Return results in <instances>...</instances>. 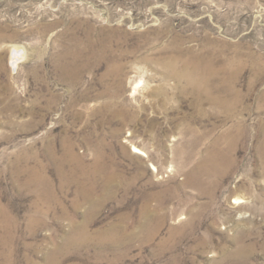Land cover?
Returning a JSON list of instances; mask_svg holds the SVG:
<instances>
[{"label":"rangeland","instance_id":"1","mask_svg":"<svg viewBox=\"0 0 264 264\" xmlns=\"http://www.w3.org/2000/svg\"><path fill=\"white\" fill-rule=\"evenodd\" d=\"M0 264H264V0H0Z\"/></svg>","mask_w":264,"mask_h":264},{"label":"bare ground","instance_id":"2","mask_svg":"<svg viewBox=\"0 0 264 264\" xmlns=\"http://www.w3.org/2000/svg\"><path fill=\"white\" fill-rule=\"evenodd\" d=\"M11 48L13 49V51H18L17 50V48L16 47H14L13 48V46H11ZM18 59V57L15 59V60H17ZM15 63V62H14ZM188 75V74H187ZM190 82H192L194 85H195V87L197 88V89H199V90H201V89H203L202 88V85H201V79L199 80V82H198V80H197V78H193L191 75L190 76H187L186 77ZM185 78V79H186ZM204 99V97H203V95L200 97V99ZM202 99V100H203ZM211 99H216V98H213V97H211ZM222 103V102H221ZM134 151L136 152V153H140V154H144V155H146V152L144 151V150H142V149H140V148H138V147H135L134 148ZM154 169L155 170H157V167H155L154 166ZM99 170L97 169V171L96 172H98ZM38 178L40 177V176H42V175H36ZM105 177L108 179V181H110V182H112L113 180L112 179H115V177H114V173H112V172H110V173H107L106 175H105ZM114 177V178H113ZM40 179V178H39ZM39 179H36V181H38ZM47 179V178H46ZM40 181H41V179H40ZM115 181V180H114ZM38 183V182H37ZM43 183H44V181H43ZM236 200H240L241 199V196H239V195H237L236 197ZM240 201H243L242 199L240 200ZM12 221V220H11ZM112 233H110V234H108L109 236H106V238H107V240L109 239V240H112V241H117L119 238H118V235L112 230L111 231ZM83 235V238H85V239H87V238H89L88 236H87V234L85 233V234H82Z\"/></svg>","mask_w":264,"mask_h":264}]
</instances>
